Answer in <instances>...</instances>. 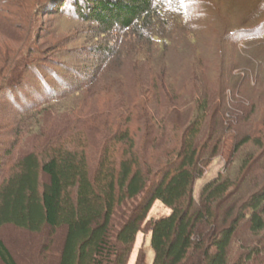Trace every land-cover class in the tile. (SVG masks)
Wrapping results in <instances>:
<instances>
[{
  "label": "rangeland",
  "instance_id": "1",
  "mask_svg": "<svg viewBox=\"0 0 264 264\" xmlns=\"http://www.w3.org/2000/svg\"><path fill=\"white\" fill-rule=\"evenodd\" d=\"M62 1L0 0V68L2 62L25 57L31 62L24 68L21 85L0 94V183L18 152L44 143L40 128L64 130L74 137L73 127L78 123L91 153L118 132L122 122L128 123L126 128H131L138 143L146 142V129L136 120L142 111L132 107L134 103L144 106L148 99L160 107L167 87L173 94L182 92L178 98L182 104L190 101L192 91L210 94L214 109L210 122L222 110L229 112L225 116L231 120L230 127L195 183L197 202L204 185L219 176L247 174L250 181L263 172L264 147H259L258 140L264 146V0H179L185 6L182 13L165 10L158 23L139 32L142 39L134 29L122 30L119 25L104 29L82 18L75 5L78 0H65L60 6ZM84 3L79 0L83 7ZM153 33L157 35L150 37ZM24 39L27 49H22ZM149 86L156 87L147 92ZM58 93L69 98L51 102V96ZM49 103H54L53 114L29 117ZM18 126L21 133L16 134ZM245 132L251 133L250 142L234 153V143ZM180 136L168 130L156 146L146 147V156L154 159ZM250 154L254 158L241 173L240 161ZM170 213L161 201L154 202L127 264H135L141 250L146 252L145 264H152L148 221ZM63 238V230L51 228L42 233L14 226L0 230V239L19 264H55ZM257 238L246 223L241 224L230 248L232 264L258 243ZM248 264H264V253Z\"/></svg>",
  "mask_w": 264,
  "mask_h": 264
},
{
  "label": "trees",
  "instance_id": "2",
  "mask_svg": "<svg viewBox=\"0 0 264 264\" xmlns=\"http://www.w3.org/2000/svg\"><path fill=\"white\" fill-rule=\"evenodd\" d=\"M65 3L63 0L60 6ZM75 5L82 18L104 29L119 25L135 33L158 23L165 10L182 13L185 7L179 0H85L84 7L78 0ZM139 35L144 38L142 33ZM153 35L157 34L150 37ZM26 41H22V49L28 48ZM1 64L0 94L20 86L24 68L31 66L26 57ZM151 87L147 92L156 86ZM164 92L158 108L149 99L144 106L134 103L132 107L142 111L136 120L146 129L148 139L143 143L137 142L130 127L126 128L127 122H122L111 138L106 137L95 153L88 150L89 140L80 135L78 123L73 127L74 137L65 135L64 130L56 133L38 129V134L45 137L44 143L18 152L0 183V230L5 226L30 233H42L46 228L63 230L55 264H127L137 234L159 200L171 213L148 221L152 264H232L230 248L243 223L252 236L258 237V243L234 264H248L262 255L264 167L250 181L247 174L235 178L227 174L207 182L197 202L195 183L230 127L231 120L228 114L225 116L229 112L222 110L221 116L210 122L214 109L207 92L192 91L195 95L189 94L190 101L184 104L178 100L182 92L173 94L169 87ZM157 93L155 90V99L159 98ZM65 95L54 94L50 100L60 103L69 98ZM54 103L34 110L29 117L53 114ZM126 103L123 106L130 108L131 104ZM20 128L14 132L21 133ZM168 130L174 137L181 136L151 160L145 154L146 147L156 146ZM245 134L234 143V153L250 142L251 133ZM258 141L259 147H264ZM253 158L250 154L241 159V173L246 172ZM0 261L19 264L2 239ZM145 263L146 252L141 250L135 264Z\"/></svg>",
  "mask_w": 264,
  "mask_h": 264
}]
</instances>
